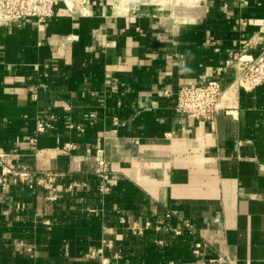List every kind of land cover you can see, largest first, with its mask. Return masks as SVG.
<instances>
[{"label":"crops","instance_id":"crops-1","mask_svg":"<svg viewBox=\"0 0 264 264\" xmlns=\"http://www.w3.org/2000/svg\"><path fill=\"white\" fill-rule=\"evenodd\" d=\"M71 1L49 19L0 16V151L65 173L55 190L16 176L0 184V264H100L91 252L101 247L121 250L114 264H196L197 240L207 258L264 264V84L247 90L237 61L226 65L264 48V0L125 13L109 0ZM220 66L216 120L177 112L178 88ZM99 148L112 169L107 194Z\"/></svg>","mask_w":264,"mask_h":264},{"label":"built area","instance_id":"built-area-1","mask_svg":"<svg viewBox=\"0 0 264 264\" xmlns=\"http://www.w3.org/2000/svg\"><path fill=\"white\" fill-rule=\"evenodd\" d=\"M87 0H82L85 3ZM64 2L67 7H71V0H0V16L4 19L21 20L28 17L38 19H49L56 14V7ZM237 61L239 66V74L236 78L241 87L252 90L264 84V48L256 57L247 56L244 54L235 53L233 58L226 61L229 66ZM225 68L220 66L217 68V77L209 78L207 81L200 84H182L175 93V109L182 115L190 118L204 119L209 121L216 120L218 113L222 109V99L226 91V86L222 83L221 76ZM166 95H172L170 90H164ZM90 118L96 117L95 112H90ZM76 128L80 132L86 130L83 123H78ZM37 131L44 133L46 131V123L40 121L37 125ZM75 146L72 143L65 145L66 150H70ZM8 153L0 151V184L5 186L9 176H16L21 182L33 187L35 184L42 183L44 187L55 190L58 179L65 175L64 172L55 170L37 171L28 166H19L7 160ZM97 164L95 173L100 180L99 190L102 194H107L110 191L109 181L111 177V165L104 155V149L97 150ZM81 182L73 181L66 186V190L72 191ZM50 199H56L57 194L54 192L49 196ZM168 216H170L168 214ZM48 222V221H47ZM161 223V222H159ZM151 225V222H146V226ZM191 230L193 225L186 223ZM142 230V228H140ZM176 233H181V230H176ZM193 253L196 256V264H231L230 258L224 253L216 257L207 258L203 254V243L200 240L194 242ZM91 256L99 257L100 264H114V259H119L123 256L121 250L113 253L112 256L107 255L104 249L96 248L91 252ZM167 264H187L185 262L169 261Z\"/></svg>","mask_w":264,"mask_h":264},{"label":"rangeland","instance_id":"rangeland-1","mask_svg":"<svg viewBox=\"0 0 264 264\" xmlns=\"http://www.w3.org/2000/svg\"><path fill=\"white\" fill-rule=\"evenodd\" d=\"M181 1L180 0H138V2L131 4L129 8L140 6V4L142 3H147L152 7H157V8H161L162 10H166V11L169 10L175 12L176 10H178L179 8L178 6H180L184 2V0ZM109 2L111 4L110 6H112V8H114L115 10L116 4H118L120 0H109ZM191 3L193 4L194 0H192Z\"/></svg>","mask_w":264,"mask_h":264},{"label":"bare ground","instance_id":"bare-ground-1","mask_svg":"<svg viewBox=\"0 0 264 264\" xmlns=\"http://www.w3.org/2000/svg\"><path fill=\"white\" fill-rule=\"evenodd\" d=\"M181 1V0H180ZM192 1V0H190ZM138 2V0H120L118 4H116L115 10L120 13H125L128 9L129 6L133 3ZM182 2V1H181ZM198 2V1H197ZM179 7V6H178ZM198 8V7H197ZM181 9V8H180ZM179 10V9H178ZM184 11V10H183ZM1 18V17H0Z\"/></svg>","mask_w":264,"mask_h":264}]
</instances>
